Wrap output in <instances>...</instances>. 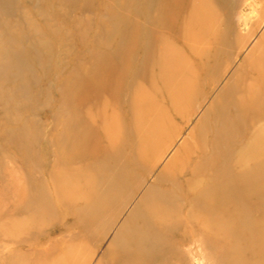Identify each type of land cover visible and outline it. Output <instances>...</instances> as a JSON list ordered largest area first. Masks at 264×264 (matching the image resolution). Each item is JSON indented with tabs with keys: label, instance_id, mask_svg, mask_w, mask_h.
Masks as SVG:
<instances>
[{
	"label": "rangeland",
	"instance_id": "rangeland-1",
	"mask_svg": "<svg viewBox=\"0 0 264 264\" xmlns=\"http://www.w3.org/2000/svg\"><path fill=\"white\" fill-rule=\"evenodd\" d=\"M164 1L174 13L168 20L156 11V0L149 10L142 0H0V264H75L79 251L87 254L80 264H109L105 254L114 234L177 149L180 129L182 137L189 135L260 37L262 55L256 58L261 57L264 71V0ZM155 25L162 30L155 29L143 64L147 38L141 32ZM171 51L184 53L185 63L193 66L195 96L186 104V116L178 117L166 135L165 147L135 160L130 157L136 141L132 129L142 123L146 128L155 119L157 104L148 107L165 98L156 60ZM259 80L264 93V80ZM138 102L142 109L137 111L133 105ZM250 108L251 117L262 114L254 126L264 125V99ZM88 130L92 135L86 140L78 137ZM76 138L81 144H74ZM261 156L264 163V152ZM73 171L82 173L63 184ZM124 172L130 185L126 198L124 180L109 183ZM29 178L37 185L27 192ZM91 179L100 180L94 182L100 190L110 184L121 189L118 197L101 200L96 219L79 210L86 204L81 195H91ZM162 184L177 195L183 187L181 177L176 185ZM253 197L247 207L237 204L240 199L232 201L240 208L230 211L241 217L230 237L213 220L206 224L216 234L205 236L204 214L188 216L185 207L169 217L176 222L173 229L164 230L157 221L165 238L147 241L148 255L133 253L132 244L116 263L264 264L263 201ZM249 209L251 215L240 213ZM220 218L224 226L227 216ZM254 221L260 223L258 237L251 234ZM113 250L121 252L120 247Z\"/></svg>",
	"mask_w": 264,
	"mask_h": 264
},
{
	"label": "bare ground",
	"instance_id": "bare-ground-1",
	"mask_svg": "<svg viewBox=\"0 0 264 264\" xmlns=\"http://www.w3.org/2000/svg\"><path fill=\"white\" fill-rule=\"evenodd\" d=\"M153 1L155 0H142L141 5L149 10L150 5L154 6ZM156 1L157 4L154 6L157 8L156 11L160 10L163 15H166V19L167 17H174L171 7L164 0ZM159 13L160 12H158V14ZM189 20L190 19H188V22ZM171 23H173V20ZM159 24H164V20L160 21ZM156 26L157 25H155L154 28L141 32L144 39L147 38L143 46V52L145 53L143 64H146L147 58L150 57V51L152 50L150 48H152L154 44L153 36L155 29H157L158 32L162 30V27L158 29ZM109 29L111 31L112 28L110 27ZM262 40L263 38L260 37V39L255 42L251 51L247 53L241 64H239V67L231 75L228 83H225L224 87L219 89L215 96H213L210 110L207 113L201 111L199 118L190 129L189 135L187 137H182V129H180V133L177 134V137L179 136L178 140L180 141L178 147L174 144L177 149L170 155L169 159L161 168L158 179L144 190L139 200L134 203L128 216L121 222L114 234L111 244L108 246L107 253L105 254L110 257L109 264H115L120 257L122 258L124 254L121 253L127 252L132 244H134L133 253L148 255L145 251L147 241L153 240L159 242L164 241L165 238V231L162 233V229L156 224L157 221L164 226V230L173 229L171 225L176 222L168 221L169 217L173 214H178L176 212H180L183 208L185 209V207L188 216H192L191 214H194L195 211L204 214V220L199 221L203 222L202 232L205 236L216 234L212 229L213 225L207 226L206 224L211 220L214 221L215 228L221 231L220 233L224 232L227 237L233 234L232 228L235 227L241 217L238 211L233 210L234 208H240L239 205L233 207L234 204H232V201L234 200L239 201L238 199H240L241 203L240 201L236 203H243V207H247L249 204L246 205V202L248 203L250 198H254L253 195H256V198L263 201L261 207L264 212V163L262 160L263 156H261L264 152L262 148L264 144V125H259V127L254 126V123H256L255 121L261 119L259 118L262 115L261 112L256 113L254 117L250 116L252 111L250 104L253 105L255 102L262 103L264 99V93H261L262 81L261 83L258 82L259 78L264 80V71L260 68L262 59H260L261 57H258V59L256 58V54L262 55L261 52H258L259 48L263 45ZM197 51L198 50H196V52ZM162 56L163 53L160 54L156 62L160 65L159 77L162 81L161 86L163 91H165V98L162 104L153 101L148 107L156 109L157 104V112L155 113V119H153L151 125L145 128L143 123L141 125L137 124V126H134L132 129L133 133L136 135V141L133 144L130 157L135 160L145 158L148 152L156 154L160 147L164 145V139L166 135H168L171 127L176 125L175 120H177L178 117L183 118L186 116L188 113L185 109L186 104L192 101L195 96V81L192 75L193 66L185 63L184 60L187 58L186 55L174 51L169 57L167 54ZM213 72V76H216L219 72L218 68ZM248 81H250L249 84H247ZM245 85L247 87H245ZM135 107L138 111V109L141 108L140 103L134 104L133 108ZM231 109L233 114L229 112ZM172 113L174 116H172ZM210 118H212L213 122ZM246 133L249 134L248 139H245ZM88 134L92 135L91 130H88L85 134L80 133L78 137H82V140H86ZM75 142L81 144L78 138H76L74 144ZM166 150L164 152H166ZM196 150L199 153L198 155H195L197 154L195 152ZM164 152H162V154ZM80 173L82 172L73 171L72 173L65 174L64 179H62L63 184L68 183V180H70L69 177L73 175L76 176ZM179 177H181L183 181V187L179 195H177L174 188L163 187L162 183L171 186L176 185ZM125 178V172L116 173L110 178L109 183L115 181L117 186V183L120 185V181L124 180L122 192L123 196L126 198L130 190V185L127 184ZM97 181L100 180L96 179L92 181L91 179L87 181L91 186V195L86 197H84L83 194L81 195V197L85 199L86 204L79 209L80 211H84L85 215L92 219H96L98 214H100L102 208L101 200H104L103 198L110 199L113 194V196L118 194V197L121 190L119 187L115 190L114 184H110L105 190H100L96 187V184H94V182L98 184ZM35 183L34 180L29 178V187L26 191L28 192L31 190V187H36L37 183L36 185ZM40 186L41 197L46 198L45 188L42 185ZM62 188L63 187H59V190H62ZM74 188L78 190L77 185ZM231 207H233L232 212L230 211ZM249 210H244L240 213L244 216L251 215L252 211L251 209ZM221 215L222 217L224 215L227 216L224 226L223 222L220 220ZM260 215L264 227V213ZM259 226L260 223H258V221H254L252 224L251 234L253 237H258L261 234ZM224 229L226 230L223 231ZM240 230L243 229L241 228ZM115 246L118 248L120 247L121 252L114 251L113 247ZM80 252L82 253V251L78 252L81 258L75 264H80V262L84 260L85 255L87 256V254H81ZM126 258H129V256L127 257L126 255ZM103 261L101 260L98 264H102Z\"/></svg>",
	"mask_w": 264,
	"mask_h": 264
}]
</instances>
